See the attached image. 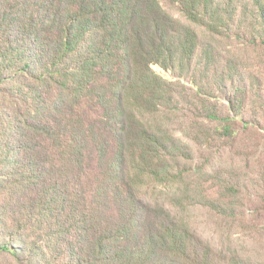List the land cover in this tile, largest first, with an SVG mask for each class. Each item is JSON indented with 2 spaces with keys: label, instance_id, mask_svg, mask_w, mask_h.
I'll return each instance as SVG.
<instances>
[{
  "label": "trees",
  "instance_id": "1",
  "mask_svg": "<svg viewBox=\"0 0 264 264\" xmlns=\"http://www.w3.org/2000/svg\"><path fill=\"white\" fill-rule=\"evenodd\" d=\"M168 1L194 27L161 0H0V255L10 264H264V198L252 219L237 210L263 174L186 176L193 147L202 178L263 130L264 0ZM181 117L192 146L171 129ZM198 212L224 248L194 230Z\"/></svg>",
  "mask_w": 264,
  "mask_h": 264
},
{
  "label": "rangeland",
  "instance_id": "2",
  "mask_svg": "<svg viewBox=\"0 0 264 264\" xmlns=\"http://www.w3.org/2000/svg\"><path fill=\"white\" fill-rule=\"evenodd\" d=\"M161 4L164 10L168 12L174 19L184 25L192 26L186 20L185 16L180 12L177 5H173L168 0H161ZM198 34H202L200 30H198ZM253 58H256V56L252 55V59ZM152 70L170 83H175L177 81L173 78L171 73L165 72L158 66H152ZM256 90L262 92L259 99L256 101L258 103L257 106L260 109L264 107V78L262 80V84H260V87L256 88ZM260 118H263L261 119L263 130H259L258 132H250L249 134L244 135V137L239 140L237 145L227 148L224 160L220 163L208 165L206 168L208 175L204 174L202 175V178H200V173H197V170H199V168H203L202 166L205 164V161L201 160L203 151H199L196 147H193V162H191L187 167L191 175L187 174L186 176H189L188 178L190 180H217L216 174L221 173L225 174L226 178L230 179V181H232L234 184L238 181H243L240 180V177L244 176L245 174L256 176L257 173L260 172V175L263 174L264 176V111L260 112ZM178 122L179 123L171 127V129L175 132L174 136L177 139H181L183 143H187L189 141L184 138L183 135V132L186 129L187 118L181 117ZM205 126L206 125L204 124L203 127ZM189 144L192 146L190 142ZM248 157H250V159H247ZM245 160H250V163L248 164ZM222 180L225 179L223 178ZM245 181L248 182L249 180ZM261 181V186L257 187L256 189H252V186L250 185L241 191L242 193L239 196L240 204L238 205L237 210H246V214H248L250 219L252 218L249 216V214L254 212L256 209H262V207H260V201L264 198V178L261 179ZM214 186L212 194L216 192ZM174 191L169 187L165 188L163 193L165 195L172 196ZM261 191L263 192V195L259 199L257 195ZM2 197L3 194L1 195V198ZM166 210H169V207H166ZM190 219L192 221L194 230H196L206 241L210 242L215 248H224V246H222L223 237L221 236L220 230H217L215 221L209 217L208 213L203 214L198 212L194 214L193 217H190ZM4 242L6 241L0 234V245ZM13 261L14 258L10 254L6 253L0 255V264H10Z\"/></svg>",
  "mask_w": 264,
  "mask_h": 264
}]
</instances>
